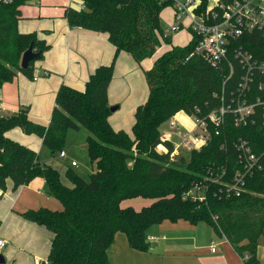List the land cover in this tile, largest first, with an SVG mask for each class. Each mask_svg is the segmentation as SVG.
I'll return each mask as SVG.
<instances>
[{"label": "trees", "instance_id": "16d2710c", "mask_svg": "<svg viewBox=\"0 0 264 264\" xmlns=\"http://www.w3.org/2000/svg\"><path fill=\"white\" fill-rule=\"evenodd\" d=\"M28 1H0V86L19 72L34 77L35 61L51 46L37 31L20 30L21 6ZM82 1L86 4L83 9L66 8L69 25L107 33L116 47L113 60L96 67L84 88L62 83L47 124L31 119L29 105H21L16 113L0 115L2 192L8 189V179L17 189L43 177L48 193L62 203L60 209L41 206L21 212L54 234L48 258L42 264H110L108 249L117 232L126 233L132 247L147 251L152 243L149 228L164 220L179 219L209 223L242 256L249 254L245 264H261L258 249L264 244V170L248 176L246 190L240 195L220 197L221 183L210 179L208 168L214 163L225 166L231 177L238 167L236 153L222 149L221 143L227 137L232 140L243 136L250 139L254 150H259L264 146L262 123L236 127L227 122L222 134L214 133L202 149L176 157L171 156L173 144L160 137L161 126L173 115H192L197 108L208 112L220 104L215 93L221 90L229 70L212 66L200 55H191L197 36L186 45H178L172 44V35H163L161 13L165 6H172L171 0ZM32 42L40 55L23 68L22 55ZM163 42L172 47L158 54ZM237 44L264 59V28L245 33ZM123 50L139 63L156 56L153 66L145 71L149 95L136 108L131 132L114 128L109 120L113 105L108 90L116 56ZM13 127L42 137L52 156L62 151L69 129L86 128L90 131L87 149L95 169L87 179L70 166L65 173L70 183L64 182L60 171L42 161L38 151L7 135ZM159 144L168 152H158ZM200 181L209 186L205 200L187 194ZM137 196L151 201L141 208L122 205L123 200Z\"/></svg>", "mask_w": 264, "mask_h": 264}, {"label": "crops", "instance_id": "0c3cea01", "mask_svg": "<svg viewBox=\"0 0 264 264\" xmlns=\"http://www.w3.org/2000/svg\"><path fill=\"white\" fill-rule=\"evenodd\" d=\"M65 3L66 0H30L21 6L20 30L37 31L39 37L51 46L43 58L35 61L34 75L37 79L19 72L12 81L0 86V115L16 113L21 105H29L31 119L47 124L62 83L84 88L96 67L113 60L116 47L108 34L71 27L65 16ZM155 58L149 57L139 63L130 52L123 50L117 54L108 90L109 102L117 106L109 116L114 128L131 132L136 108L149 95L145 71L153 66ZM181 120L186 121V115ZM7 135L38 152L43 149L42 137L27 133L21 127L11 128ZM42 161L57 168L66 182L63 173L69 165L65 168L57 162ZM41 206L62 207L61 201L48 193L43 177H36L17 189H13V181L8 179L7 191L3 193L0 188V236L7 240V244L0 247V255L3 256L0 264H42L47 260L53 232L21 213ZM153 227L154 230L148 234L152 243L147 251L132 247L126 233L117 232L108 249L110 264H243V256L233 244L216 233L207 222L194 224L186 219L164 220ZM213 244L215 250H212ZM262 251L264 244H260L258 249L261 264H264Z\"/></svg>", "mask_w": 264, "mask_h": 264}, {"label": "built area", "instance_id": "2783aa9c", "mask_svg": "<svg viewBox=\"0 0 264 264\" xmlns=\"http://www.w3.org/2000/svg\"><path fill=\"white\" fill-rule=\"evenodd\" d=\"M171 1L173 19L169 26L164 27L163 35L171 36L186 29L190 40L197 36L191 55H200L212 66L229 70L224 74L221 90L215 93L220 104L208 112L201 108H197V112L192 115L183 112L186 122H191L186 130L180 123L185 121L179 122L178 113L163 123L165 127L161 126L160 137L173 144L171 156L202 149L211 141L214 133L222 134L227 122H232L236 127L259 123L264 127V59L258 58L243 44H237V40L245 33L264 28V0H207L206 3L203 0ZM65 7L83 9L86 4L82 0H66ZM33 78L38 77L34 75ZM221 148L232 149L236 153L238 167L229 177L225 166L214 163L208 168V176L221 183L218 190L220 197L240 195L246 190L248 176L264 170V146L254 150L250 139L240 136L232 140L227 137L221 143ZM59 155L66 157L63 150ZM71 163L77 164L76 160ZM208 188V184L200 181L187 194L205 200ZM6 244L7 240L0 236V247ZM212 250H215L214 244ZM248 257L249 254L245 253L243 264Z\"/></svg>", "mask_w": 264, "mask_h": 264}, {"label": "rangeland", "instance_id": "374dc122", "mask_svg": "<svg viewBox=\"0 0 264 264\" xmlns=\"http://www.w3.org/2000/svg\"><path fill=\"white\" fill-rule=\"evenodd\" d=\"M36 3V2H31ZM173 7L170 5H167L164 7L161 13V23L164 27L169 26L170 22L173 19ZM189 33L186 29L180 30L178 32H175L172 35V43L178 44V45H186L188 43ZM170 46V44L163 42L162 46L159 47L158 51L163 52L167 50V48ZM172 47V46H171ZM186 114L183 112H179L177 117L179 119V122L182 121ZM183 123V130H186L187 127L190 126L191 122H180ZM163 128L165 125L162 126ZM90 134V131L87 130L84 127H81L80 129H69L66 135V139L64 141L62 150L66 153V157L61 158L59 154L57 156L52 157L51 151L49 147L43 146L42 151H39L40 158L42 160L46 161H52L57 162L60 164V167L65 168L69 165L71 166L77 173L82 175L85 178H89V174L92 172V170L95 169V165L92 164L88 149L84 147L86 144V138L87 135ZM76 160L77 164L76 166L72 165L71 160ZM63 178L66 182H69L68 178H66L65 173H63ZM151 200L149 198H144L142 196H137L130 199L123 200V205H132L135 208H141L143 205L148 204ZM151 230H154V227L152 226L148 230V234H151ZM263 250V249H261ZM262 253V258L264 260V251Z\"/></svg>", "mask_w": 264, "mask_h": 264}, {"label": "water", "instance_id": "95a60500", "mask_svg": "<svg viewBox=\"0 0 264 264\" xmlns=\"http://www.w3.org/2000/svg\"><path fill=\"white\" fill-rule=\"evenodd\" d=\"M40 55V52H37L34 48V43L32 42L30 46L24 51L21 59V66L23 68H27L30 65V61L37 58ZM117 108L116 105H113L111 107L112 110H115ZM85 148L88 147L87 144L84 145ZM157 151L162 153V152H168V149L165 145L159 144L157 146ZM2 255H0V258L2 259Z\"/></svg>", "mask_w": 264, "mask_h": 264}]
</instances>
